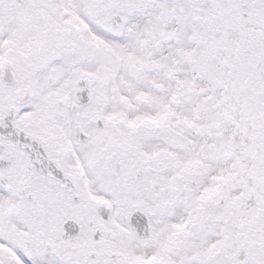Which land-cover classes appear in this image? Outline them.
<instances>
[{
    "label": "snow or ice",
    "instance_id": "obj_1",
    "mask_svg": "<svg viewBox=\"0 0 264 264\" xmlns=\"http://www.w3.org/2000/svg\"><path fill=\"white\" fill-rule=\"evenodd\" d=\"M0 264H264V0H0Z\"/></svg>",
    "mask_w": 264,
    "mask_h": 264
}]
</instances>
